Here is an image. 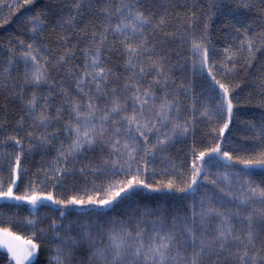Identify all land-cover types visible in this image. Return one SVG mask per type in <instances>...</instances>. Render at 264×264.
<instances>
[{
	"label": "snow or ice",
	"instance_id": "1",
	"mask_svg": "<svg viewBox=\"0 0 264 264\" xmlns=\"http://www.w3.org/2000/svg\"><path fill=\"white\" fill-rule=\"evenodd\" d=\"M20 6L0 264H264V0Z\"/></svg>",
	"mask_w": 264,
	"mask_h": 264
},
{
	"label": "trees",
	"instance_id": "2",
	"mask_svg": "<svg viewBox=\"0 0 264 264\" xmlns=\"http://www.w3.org/2000/svg\"><path fill=\"white\" fill-rule=\"evenodd\" d=\"M22 4V0H0V57L5 54V48L7 45L8 40L16 35L20 34V29L18 27V22L22 16L26 14L28 11L27 7H21L20 5ZM217 24H219V21H217ZM217 35H219L217 33ZM218 46H223L222 41H218ZM187 54V53H185ZM253 74L257 71L256 69H253ZM179 75V73H178ZM253 89V85L249 84L247 87H244L242 92L240 93L241 95L247 94L248 91ZM245 112L247 115L255 114L256 117H259L260 115V110L258 108H255L254 106H248L245 109L242 110ZM8 131H11V128L8 129ZM0 138H2V134H0ZM179 147H184V146H179ZM181 155L183 153L181 152ZM35 160H39V156L35 157ZM3 175L6 177L7 173L4 172ZM3 202L0 201V204ZM0 211H3L4 213L10 215L11 212L8 208H4ZM11 211H15V209H12ZM44 211H47L45 208H41L40 212L43 213ZM121 210L118 209L117 212L119 213ZM23 214H27V209L25 208L23 210ZM0 219H6L5 217H0ZM7 226V225H5ZM14 231H19L20 234H24L26 231L23 229L22 226H14L13 227ZM5 251L0 249V262H3L6 257H5Z\"/></svg>",
	"mask_w": 264,
	"mask_h": 264
},
{
	"label": "rangeland",
	"instance_id": "3",
	"mask_svg": "<svg viewBox=\"0 0 264 264\" xmlns=\"http://www.w3.org/2000/svg\"><path fill=\"white\" fill-rule=\"evenodd\" d=\"M213 171L215 172V171H217V169H213ZM0 249L6 252V249H4V248H0Z\"/></svg>",
	"mask_w": 264,
	"mask_h": 264
}]
</instances>
